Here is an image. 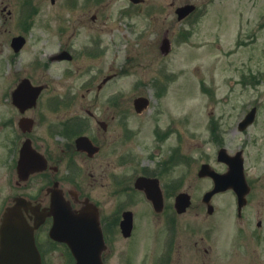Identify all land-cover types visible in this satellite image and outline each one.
<instances>
[{
  "label": "flooded vegetation",
  "instance_id": "af4514ba",
  "mask_svg": "<svg viewBox=\"0 0 264 264\" xmlns=\"http://www.w3.org/2000/svg\"><path fill=\"white\" fill-rule=\"evenodd\" d=\"M123 1L128 2L130 18L136 19L127 24L134 44L139 43L142 46L143 38L146 36L147 38L149 36L147 46H150L152 51L154 44L159 49V42L163 37H169L171 44V39L175 35L171 34L168 26L162 29L160 41L159 38L156 40L151 38L152 31H159L155 8L151 7L150 12L147 8L153 19H149L143 26L142 22L138 24V17L142 14L145 1L137 4L130 0ZM49 2L57 9L53 12L54 18L45 19L43 27L39 26L44 36L41 40L47 45L46 50L41 52L45 61H41L42 58L36 55L34 59L41 62H35L31 61V58L28 59L26 53L29 49L28 38L33 34L30 30L36 28L33 26V17L39 11L37 0H26V7L18 18H15L10 0H0L2 37L0 52L7 51L2 57L4 61L0 59V132L2 134L5 130L8 132L6 140L11 144L13 151L14 171L11 189L23 190L35 176H38L40 181L36 195L24 192H18V195L30 202L29 208H23L29 224L33 226L38 218L41 219L34 228V237L43 264H74L76 261L65 243L53 240L49 236L53 191L58 192L75 210H79L86 202L97 207L105 242V249L102 252L104 264H111L110 258L114 254H117L119 264H139V261L145 258L149 264H264V170L250 174L247 168H244L249 185L247 200L239 210L235 201L234 215L228 219L214 220L211 218L216 211L214 207L211 213L198 215L199 211H195L194 217H186L182 221L171 213L152 217L151 219H157L158 222L151 239L150 256L141 257L142 253L138 256L139 251H143L139 249L143 245L146 248L147 240H143V233L139 238L135 237L137 221L134 211L130 233L125 235L121 228L123 212L128 210L125 206L129 200L117 203L116 210H107L102 203L112 202L108 199L110 195L104 191L95 195L92 191L97 181H100L104 188L106 184L111 183L108 180L110 175L113 177L115 175L109 168L110 165L114 166L116 161L112 163L109 160L105 139L117 140L123 136L122 133L126 131H122V128L125 129L128 109L124 102L126 95L120 93L119 89L110 87V83L118 77L127 75L130 71L129 61L132 58L126 55L123 58L126 65L123 69L114 71L113 67L102 59L110 46L116 49L122 41L124 42L121 35H117L118 29L105 25L107 19L103 20L101 17L104 9L108 10L107 0H49ZM52 20L57 22L55 26L50 24ZM15 24L21 27L17 32H13ZM102 33L109 34V39ZM8 35L9 37H6ZM16 36L24 38L17 49L13 42ZM171 49L172 46L170 51ZM170 51L167 54L161 53V58H167ZM148 59L141 62L140 69L147 65ZM150 59L152 63L153 57ZM155 59L156 62L160 61L156 56ZM79 62H84L85 65H80ZM170 64L168 61L163 64L160 69L161 78L158 76V69L155 71L153 78L156 79L152 83L137 81V87L142 89L136 88V94L132 98L134 112H131L136 117L145 116L150 107V99L141 107L133 103L135 97H149L144 86L150 85L156 96L168 95L172 84L171 78L174 76ZM51 65H55L54 70H57L54 74H48ZM148 69L152 71L151 66ZM85 73H88L87 76L80 81ZM26 79L35 86H41L33 104L28 102L27 91L19 96L15 92L18 85ZM249 109L250 107L238 110L240 114L238 113L234 120L236 132L243 133L253 124L240 129L239 123ZM154 115L157 113L151 114L150 117ZM169 132L170 128L156 125L153 133L163 141ZM81 136L87 138L85 143L88 148H78L76 140ZM217 141L224 142L222 137ZM24 144L39 152L43 160L42 166L39 163L36 165L41 169L26 177V165L19 166L18 163L20 150ZM221 146L224 145H219L218 148ZM227 150L226 148V152L231 155L239 151L242 156L245 154L243 146H238L232 151ZM156 151L158 149L153 152ZM38 160L40 161V158ZM121 160L123 158L119 156L117 163ZM223 167L226 165L223 164ZM139 175L156 176L142 171L136 176ZM126 180V177L120 176L114 181L117 185L126 187V183L124 184ZM162 189L166 199L164 188ZM10 198L7 197V201ZM165 206L164 204L161 212L156 213H162Z\"/></svg>",
  "mask_w": 264,
  "mask_h": 264
},
{
  "label": "rangeland",
  "instance_id": "374dc122",
  "mask_svg": "<svg viewBox=\"0 0 264 264\" xmlns=\"http://www.w3.org/2000/svg\"><path fill=\"white\" fill-rule=\"evenodd\" d=\"M10 3L14 8L15 18H18L16 11L22 8L23 0H10ZM185 3L198 7L191 22L178 20L174 12L177 6ZM124 4L123 0H107L108 10L104 9L101 17L103 20L107 19L105 25L117 28V35L124 39L116 49L110 46L102 59L104 58L114 71L123 69L126 65L123 61L126 55L132 58L127 75L110 83V87L119 89L120 93L126 95L124 102L128 117L125 129L122 128V131L126 132L117 140L105 139L109 160L112 163L116 161L114 166L110 165L109 168L115 175H110L108 180L111 183L106 184L104 188L100 181H97L92 191L95 195L103 191L110 195L108 199L112 202L102 203L107 210H116L117 203L129 200L125 208L135 213V237L139 238L144 233L143 240H147L146 248L143 245L139 249L143 251H139L138 256L141 253L150 256L151 239L158 222L157 219L151 218L171 213L174 209L173 198L177 192L187 191L191 194V204L187 211L174 214L179 217V221L194 217L195 211H199L198 215H206L201 196L211 187V181L199 178L197 169L202 162H209L215 169L223 171V165L216 160L217 146L223 144L230 151L243 146L245 167L250 174L264 170V0H146L142 13L147 21L153 19L147 8L150 12L153 7L157 12L159 31H152L151 38H159L160 41L161 31L166 26L170 28L171 34L176 35L171 39L172 49L167 58H161L155 44L153 51L150 50V46H147L149 36L143 38L142 46L139 43L134 44L127 24L136 19L125 16L122 22L116 20L117 8ZM37 5L39 11L33 17V26L36 28L30 30L33 34L29 36L26 55L31 61L41 62L42 60H35L34 57L39 55L44 58L41 52L46 50L47 45L41 40L44 36L39 26L43 27L45 19L55 17L53 12L57 7L52 6L49 0H37ZM140 20H143V17L138 18V22ZM147 21H142L141 25L145 26ZM50 24L55 26L57 22L52 20ZM94 24L96 29L97 22ZM18 29L21 27L15 24L13 32ZM105 29L108 30L106 27ZM184 29L189 30V35L180 39L177 35ZM102 35L109 39V34ZM6 53V50L0 52L2 62ZM155 56L159 58V62L154 60ZM147 58V65H144L143 70L140 69L141 62ZM166 61L171 62L174 73L168 95L156 96L150 85L144 86L151 98L150 107L145 116L136 117L132 113V98L136 94V88L142 89L137 87V81L152 83L156 79L153 77L157 69L161 78L160 69ZM79 64L85 65L84 62ZM51 66L48 68V74L56 73L55 65ZM149 66L152 71H148ZM253 105L258 108L254 123L245 132H236L234 120L238 110ZM155 113L156 116L150 117ZM211 121H215L218 137L223 138V143L216 139L210 140ZM156 125L170 128L165 140H160L153 133ZM116 130L119 131V128L116 127ZM7 136L6 130L4 134L0 132V209L6 203L7 197L18 192L36 195L40 186L38 176H35L23 190L11 189L14 160L11 144L6 140ZM155 149L158 151L153 152ZM257 153L258 156H255ZM119 156H122L123 160L117 163ZM141 171L160 178L166 196V206L162 213H155L144 195L133 188L132 176ZM120 176L127 178L124 182L126 187L119 186L114 181ZM211 203L216 207V211L211 215L214 220L228 219L234 215L235 197L230 190L215 194ZM145 260V264H149L146 258ZM110 263L119 264L117 254L110 258Z\"/></svg>",
  "mask_w": 264,
  "mask_h": 264
},
{
  "label": "water",
  "instance_id": "95a60500",
  "mask_svg": "<svg viewBox=\"0 0 264 264\" xmlns=\"http://www.w3.org/2000/svg\"><path fill=\"white\" fill-rule=\"evenodd\" d=\"M190 8L189 6L179 7L177 9L179 17L185 15ZM29 89L27 90L26 84L21 83L16 90V94L19 96L29 91L27 97L28 102L31 104L35 101V91H38V87L31 86ZM134 104L141 107L146 104V100L143 97H138L135 99ZM252 113L253 111L247 116L244 124L252 118ZM85 141V137H79L76 140L79 149L87 146ZM36 158H38L37 154L26 145H23L20 151L19 163L26 164L29 166V170L32 171L35 168ZM220 158V160L228 163V172L219 174L211 169L208 164H202L198 172L199 176L209 175L214 180V187L205 193L203 200L208 202L213 193L234 186L235 178L239 176L240 186L237 192L239 202L242 204L243 196L247 190L243 180L241 182L242 166L235 163L231 158ZM134 186L145 192L156 210L162 208V192L157 178L137 177ZM14 201V204L5 209L0 222V264H42L35 245L33 228L27 224L20 209L26 205V202L22 198H15ZM52 203L55 205L52 207L53 223L49 230L50 236L68 244L77 258L76 264H102L100 253L103 249V242L96 207L88 203L79 212H74L64 201H61V197L56 193L52 194ZM188 204L189 196L187 194L179 193L176 196L175 207L178 212L185 210ZM211 208V205H208L209 211ZM124 217L122 227L128 232L131 228L130 211L125 212Z\"/></svg>",
  "mask_w": 264,
  "mask_h": 264
}]
</instances>
